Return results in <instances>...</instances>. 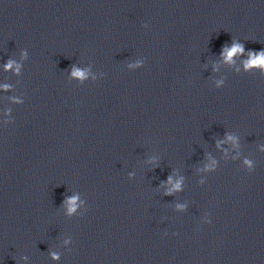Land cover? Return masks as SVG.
<instances>
[{"label":"clouds","instance_id":"obj_1","mask_svg":"<svg viewBox=\"0 0 264 264\" xmlns=\"http://www.w3.org/2000/svg\"><path fill=\"white\" fill-rule=\"evenodd\" d=\"M242 51H243V49L241 46H239V45L233 46L232 49L227 52V57H228V59H231V57L234 54L242 52ZM252 65H264V53H261L258 56H254V57L250 58V60L248 62V66H252ZM74 75L82 76L83 74L80 72H74Z\"/></svg>","mask_w":264,"mask_h":264}]
</instances>
